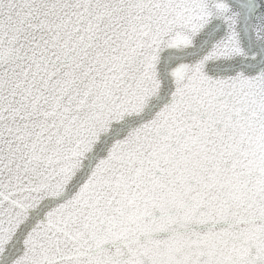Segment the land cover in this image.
I'll use <instances>...</instances> for the list:
<instances>
[{"label": "snow or ice", "instance_id": "1", "mask_svg": "<svg viewBox=\"0 0 264 264\" xmlns=\"http://www.w3.org/2000/svg\"><path fill=\"white\" fill-rule=\"evenodd\" d=\"M0 264H264V0H0Z\"/></svg>", "mask_w": 264, "mask_h": 264}]
</instances>
